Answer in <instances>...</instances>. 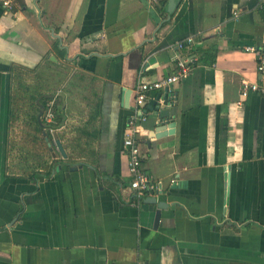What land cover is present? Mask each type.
<instances>
[{"label": "crops", "instance_id": "obj_1", "mask_svg": "<svg viewBox=\"0 0 264 264\" xmlns=\"http://www.w3.org/2000/svg\"><path fill=\"white\" fill-rule=\"evenodd\" d=\"M169 1L0 0V264H264V96L241 97L264 0ZM179 58L192 71L149 92L138 123L161 186L138 199L123 150L135 87ZM12 67L63 118L49 178L7 171Z\"/></svg>", "mask_w": 264, "mask_h": 264}, {"label": "trees", "instance_id": "obj_2", "mask_svg": "<svg viewBox=\"0 0 264 264\" xmlns=\"http://www.w3.org/2000/svg\"><path fill=\"white\" fill-rule=\"evenodd\" d=\"M156 10L159 14L163 13L164 1H159ZM186 46L184 44L182 49ZM213 60L214 56L211 62ZM10 72L13 87L9 97L7 155L12 160L9 161L7 171L11 175L30 180L49 178L55 170V161L51 159L53 148L48 146V142L54 141L51 130L60 125L63 118L59 116L57 105L53 102V121L46 122V105L51 98L44 96L42 89L27 83L29 71L12 67ZM39 112L42 113L40 118Z\"/></svg>", "mask_w": 264, "mask_h": 264}, {"label": "built area", "instance_id": "obj_3", "mask_svg": "<svg viewBox=\"0 0 264 264\" xmlns=\"http://www.w3.org/2000/svg\"><path fill=\"white\" fill-rule=\"evenodd\" d=\"M8 6V2L3 3ZM191 39H187L177 44V48L182 49L184 44H190ZM245 51H253L252 47H246ZM256 70L258 81L243 82L241 97H246L249 92H254L264 96V51L256 50ZM193 61L189 58H179L176 61L175 70L168 76L154 81H143L138 79L134 91V99L131 114L127 120L123 150L128 157V171L131 178L130 188L135 197L140 199L142 196H155L161 191V186L156 183L142 168L141 156L139 151V122L145 120L144 106L148 98V93L152 91L166 90L170 92L172 87L187 77L193 69ZM240 104V103H238ZM53 101L46 106L44 119L46 122H52L54 114L52 111Z\"/></svg>", "mask_w": 264, "mask_h": 264}, {"label": "water", "instance_id": "obj_4", "mask_svg": "<svg viewBox=\"0 0 264 264\" xmlns=\"http://www.w3.org/2000/svg\"><path fill=\"white\" fill-rule=\"evenodd\" d=\"M178 3H179V0H170L168 5H167L169 12H173V9L178 5ZM37 103L39 104V99L37 100ZM41 114L42 113L39 112V118L41 117ZM161 130L162 129L158 127V129L156 131L160 132ZM48 146L52 147L54 149H57L63 158L66 157V153H65L63 146L61 145L59 140H54L53 142H48ZM151 200H152V202H154L155 198H152ZM159 216H160V212L157 211L156 217H155V226L157 225V223L159 221ZM0 230H3V229H0Z\"/></svg>", "mask_w": 264, "mask_h": 264}, {"label": "rangeland", "instance_id": "obj_5", "mask_svg": "<svg viewBox=\"0 0 264 264\" xmlns=\"http://www.w3.org/2000/svg\"><path fill=\"white\" fill-rule=\"evenodd\" d=\"M29 77H30V76H29ZM29 77H28V80H31V77H30V78H29ZM11 160H12V158H9V161H11Z\"/></svg>", "mask_w": 264, "mask_h": 264}]
</instances>
